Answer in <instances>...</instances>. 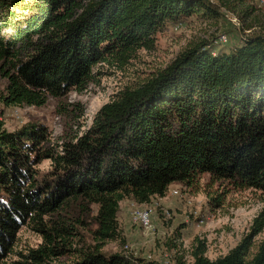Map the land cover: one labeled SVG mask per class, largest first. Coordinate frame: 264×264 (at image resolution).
<instances>
[{
    "label": "trees",
    "instance_id": "16d2710c",
    "mask_svg": "<svg viewBox=\"0 0 264 264\" xmlns=\"http://www.w3.org/2000/svg\"><path fill=\"white\" fill-rule=\"evenodd\" d=\"M222 1L223 0H218ZM213 0H0V102L35 105L82 91L94 66L122 68L156 33L193 14H217ZM199 41L146 81L126 86L74 139L47 146L42 123L8 130L0 120V264H166L127 249L120 202L152 204L173 183L207 176L220 207L229 190L264 193V34L228 50ZM49 160L47 169L39 165ZM210 190V189H209ZM155 210V208H154ZM40 238L14 249L20 229ZM264 209L226 254L210 259L195 239L191 264H264ZM87 231L92 243L82 239ZM11 254L15 258L9 259ZM173 264H185L176 257Z\"/></svg>",
    "mask_w": 264,
    "mask_h": 264
},
{
    "label": "rangeland",
    "instance_id": "374dc122",
    "mask_svg": "<svg viewBox=\"0 0 264 264\" xmlns=\"http://www.w3.org/2000/svg\"><path fill=\"white\" fill-rule=\"evenodd\" d=\"M220 8L217 14H193L182 24H168L155 35L154 48H141L122 68L100 64L94 66V79L82 91L71 90L64 96H48L43 105L5 106L0 102V120L8 130L27 123H42L50 132L47 146L74 139L92 123L96 111L126 86H135L166 67L181 51L199 41H214L217 48L228 50L241 43V37L264 34V0H213ZM225 35L226 40H218ZM7 80L0 74V93ZM49 160L39 165L47 169ZM207 176L199 185L187 187L173 183L169 190L178 189L180 196L170 191L163 200L154 198L152 228L143 233L142 227L130 223L131 211L138 203L123 200L118 211L122 238L107 241L104 252H122L125 248L136 255L173 264L181 256L191 264V249L195 239L205 240L210 259L226 254L251 228L253 220L264 209V193L256 190H229L220 207L208 203V195L224 192L217 185L208 186ZM210 189V190H209ZM191 199L188 203L187 200ZM126 208V209H125ZM198 219H203L198 224ZM15 251L37 246L41 238L29 227L20 229ZM264 238V228L254 237L255 245ZM82 239L92 243L85 231ZM140 240V242L138 241ZM167 255V256H166ZM15 258L11 254L9 259ZM166 258V259H165Z\"/></svg>",
    "mask_w": 264,
    "mask_h": 264
},
{
    "label": "built area",
    "instance_id": "2783aa9c",
    "mask_svg": "<svg viewBox=\"0 0 264 264\" xmlns=\"http://www.w3.org/2000/svg\"><path fill=\"white\" fill-rule=\"evenodd\" d=\"M218 40L225 42L226 40L225 35H221ZM170 192L174 195L180 196L178 189L170 190ZM190 201L191 199L187 200L188 203ZM154 208L155 206H153L152 204H140L137 207H135L130 213L131 222L142 227L143 233L145 234L148 233L149 230L152 228V215L154 212ZM202 223H203V219H198V224L200 225ZM124 248L126 249V245Z\"/></svg>",
    "mask_w": 264,
    "mask_h": 264
},
{
    "label": "crops",
    "instance_id": "0c3cea01",
    "mask_svg": "<svg viewBox=\"0 0 264 264\" xmlns=\"http://www.w3.org/2000/svg\"><path fill=\"white\" fill-rule=\"evenodd\" d=\"M164 199V197L163 198H159V200H163ZM129 201V200H128ZM122 203V201L120 202V204ZM119 209H120V207H119ZM126 209V208H125ZM129 221H130V223H131V219H130V217H129ZM139 242H140V240H138ZM140 256H143V257H145L144 255H140Z\"/></svg>",
    "mask_w": 264,
    "mask_h": 264
}]
</instances>
